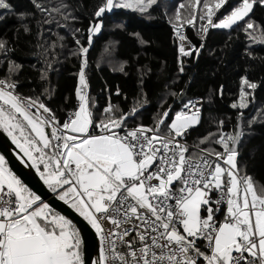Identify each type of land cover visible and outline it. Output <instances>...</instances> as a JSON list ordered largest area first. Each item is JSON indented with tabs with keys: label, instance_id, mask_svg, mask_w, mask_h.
Returning <instances> with one entry per match:
<instances>
[{
	"label": "snow or ice",
	"instance_id": "snow-or-ice-1",
	"mask_svg": "<svg viewBox=\"0 0 264 264\" xmlns=\"http://www.w3.org/2000/svg\"><path fill=\"white\" fill-rule=\"evenodd\" d=\"M32 2L42 15L36 19L38 39H43L41 29L51 23L53 13L65 21L64 27L69 19L76 20L63 0L53 8ZM157 3L100 0L87 29V46L81 43L80 29L71 32L76 48L70 54L81 60L75 89L78 106L63 123L45 103L51 99L48 88L40 95L20 94L22 65L9 59L13 49L0 39V65L7 62L0 77V129L19 150L21 162L35 169L43 184L70 205L98 237L96 259L86 260L82 230L46 203L0 155V264H264V185L255 184L238 160L239 145L250 135L245 129L258 117L264 120L259 110L251 119L243 114L254 102L256 82L247 75L240 78L238 103L231 104L240 110L232 132L220 130L221 120L217 132L191 145L186 137L201 123L202 106L198 105L202 100L188 98L183 89L168 93L181 106L170 123L172 104L158 112L151 125L129 126L147 104L143 87L150 71L147 66L139 70V91L128 112L111 102L101 114L94 111L97 105L88 93L87 55L94 36L102 34L105 15L121 8L143 15ZM256 5L264 6V0H235L220 17L218 13L229 7V0L180 3L169 18L179 42V74L185 73L183 58L195 53L198 59L204 47L203 43L199 48L191 44L182 31L185 25L197 27V19L201 36L209 29L243 26L249 45L264 44V26L250 16ZM0 10L14 12L8 0H0ZM45 13L47 18H43ZM29 18L35 16L18 15L21 21ZM22 27L31 34L27 23ZM64 39L57 33L45 52L58 43L63 47ZM125 67L122 62L119 70L124 72ZM52 68L45 56L41 82H48ZM223 87L218 90L221 97ZM115 94L122 95L119 87Z\"/></svg>",
	"mask_w": 264,
	"mask_h": 264
},
{
	"label": "trees",
	"instance_id": "trees-1",
	"mask_svg": "<svg viewBox=\"0 0 264 264\" xmlns=\"http://www.w3.org/2000/svg\"><path fill=\"white\" fill-rule=\"evenodd\" d=\"M8 2L13 6L14 12L5 13L0 10V39L7 41L13 49L9 59L22 65L18 74V91L23 96H33L40 95L48 88L51 99H45V103L57 112L63 123L67 112L75 106L77 100L75 89L79 83L81 64L79 57L70 54L76 48L71 32L80 29L81 43L87 46V29L100 0H63L76 20L69 19L67 27H64L65 21L53 13L51 23L44 24L41 29L44 33L43 39L37 37L36 24V19H41L42 15L33 7L32 0ZM37 2L46 8H53L58 6L61 0ZM181 2L182 0H160L143 15L122 8L106 14L102 34L94 36L93 45L87 55L88 93L96 102L94 111L97 115L102 113L109 102L128 112L139 91V70L147 66L150 71L144 77L143 85L147 104H144L135 120L129 121V126L141 122L151 125L153 117L162 112L168 104L173 105V111L169 115L170 121L180 104H174L168 93L183 89L188 98L200 96L203 100L201 123L186 137V140L194 144L208 133L217 132L221 120L224 121L221 131L234 130L240 110L231 108V104L238 99L242 76L247 75L249 80L258 84L253 93L254 102L243 110L244 116L251 119L257 116L258 110L264 112V44L249 45L246 33L242 31L243 26L234 27L232 30L209 29L206 36L200 35L198 26H185L188 40L197 48L201 43L204 47L200 50L198 59L195 53L191 58H183L186 64L185 73L179 74L178 41L169 23L168 13ZM234 3L235 0H229V7L221 10L218 16L222 17L230 11ZM20 13L33 14L35 19L21 21L18 19ZM250 16L255 24L264 26V6L256 5ZM43 18H47L46 13ZM24 23L30 26L31 34L24 33ZM58 23L60 27L57 26ZM196 24L199 25L198 22ZM57 33L65 37L63 47L58 43L55 49L45 52L44 49L56 39ZM110 40L114 41L116 60L120 64L126 62L124 72L98 63V55L104 44ZM141 40L145 43L142 44ZM38 43L43 47H37ZM45 56L52 61L53 68L48 82H41L40 70L44 68ZM2 59L3 57H0V60ZM6 69L7 62H4L0 65V77L4 76ZM220 85L224 86L222 97L218 94ZM117 87L122 95L115 94ZM166 96L167 104L162 105ZM245 130L250 135H246L239 145V166L251 176L255 184L264 185V120L258 117L257 121ZM213 146L221 150L220 146Z\"/></svg>",
	"mask_w": 264,
	"mask_h": 264
},
{
	"label": "water",
	"instance_id": "water-1",
	"mask_svg": "<svg viewBox=\"0 0 264 264\" xmlns=\"http://www.w3.org/2000/svg\"><path fill=\"white\" fill-rule=\"evenodd\" d=\"M18 151L15 145L12 144L11 139L0 129V154L5 156L8 161V166L12 168L29 187L36 191L38 195H41L42 199H44L46 203H49L54 210L71 219L73 223L82 230L81 234L84 240L85 258L86 260L89 258L92 260L96 259L98 254V240L94 234V230L87 225V222L84 221L74 209L61 201L56 194H53L51 190L43 184V181L40 180L35 169L29 168L26 164L21 162Z\"/></svg>",
	"mask_w": 264,
	"mask_h": 264
},
{
	"label": "rangeland",
	"instance_id": "rangeland-1",
	"mask_svg": "<svg viewBox=\"0 0 264 264\" xmlns=\"http://www.w3.org/2000/svg\"><path fill=\"white\" fill-rule=\"evenodd\" d=\"M159 1L160 0H158V3H159ZM183 2H185V0H182L181 3H183ZM125 10H133V9H125ZM134 11H136V10H134ZM175 11H176V8H174L172 10V12H169L168 13L169 17H172L174 15ZM197 11H199V8L197 9ZM197 22L199 23V20L198 19H197L196 23ZM185 26H189V25H185ZM197 26H199V25H197ZM98 63L99 64H107L108 66H110V67H112L114 69H120L121 64H120V62H118L116 60L115 50H114V41L113 40H110L109 42H107L106 44H104V46H103V48L101 50V53L98 55ZM236 102L238 103V99H237Z\"/></svg>",
	"mask_w": 264,
	"mask_h": 264
},
{
	"label": "built area",
	"instance_id": "built-area-1",
	"mask_svg": "<svg viewBox=\"0 0 264 264\" xmlns=\"http://www.w3.org/2000/svg\"><path fill=\"white\" fill-rule=\"evenodd\" d=\"M182 31H183L184 34L186 35V33H185V28H183ZM177 41H178V40H177ZM178 43H179V42H178ZM190 99L202 100V98H201L200 96H193V97H191ZM198 106H203V100H202V105H198ZM180 107H181V106H180ZM180 107H179L177 110H180ZM76 108H77V104H76V106H75L74 108L70 109V110L67 112V114H68L69 112L75 110ZM177 110H176V111H177ZM66 118H67V115H66L65 119H66ZM47 131L50 132V130H47ZM187 143L191 145V143H190L188 140H187ZM221 150H222V148H221ZM97 240H98V237H97Z\"/></svg>",
	"mask_w": 264,
	"mask_h": 264
},
{
	"label": "crops",
	"instance_id": "crops-1",
	"mask_svg": "<svg viewBox=\"0 0 264 264\" xmlns=\"http://www.w3.org/2000/svg\"><path fill=\"white\" fill-rule=\"evenodd\" d=\"M76 104H77V106H78V98H77V100H76V102H75V106H76ZM75 106H74V107H75ZM74 107H73V108H74ZM173 116H174V114H173ZM170 122H171V120L169 121V123H170ZM46 131H47V130H46ZM9 138H10V137H9ZM10 139H11V138H10ZM0 155H1V154H0ZM49 190H50V189H49ZM56 195H57V194H56ZM57 196H58V195H57ZM69 206H70V205H69ZM70 207H71V206H70ZM57 212H58V211H57Z\"/></svg>",
	"mask_w": 264,
	"mask_h": 264
}]
</instances>
